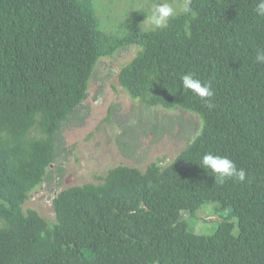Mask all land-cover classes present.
Here are the masks:
<instances>
[{"label": "trees", "instance_id": "obj_1", "mask_svg": "<svg viewBox=\"0 0 264 264\" xmlns=\"http://www.w3.org/2000/svg\"><path fill=\"white\" fill-rule=\"evenodd\" d=\"M256 2L192 0L195 16L145 31L130 18L105 29L93 0H0V264H264V65L254 59L264 18ZM130 45L137 51L117 84L145 106L198 115L200 130L169 162L118 164L97 182L56 191L52 219L24 207L54 178L61 130L98 60ZM188 72L211 83L214 107L179 91ZM208 152L233 160L246 180L217 184L199 166ZM210 203L221 216L213 232L190 229L183 212Z\"/></svg>", "mask_w": 264, "mask_h": 264}, {"label": "rangeland", "instance_id": "obj_2", "mask_svg": "<svg viewBox=\"0 0 264 264\" xmlns=\"http://www.w3.org/2000/svg\"><path fill=\"white\" fill-rule=\"evenodd\" d=\"M93 4L105 29H111L126 23L127 18L139 19L143 27L154 3L93 0ZM136 51L137 47L130 45L98 60L86 98L61 130L59 155L49 167L54 178L37 187L24 207L34 208L52 219L50 198L56 191L97 182L96 175L118 164L143 170L157 159L162 164L169 162L200 130L198 115L179 108L145 106L117 84L119 69ZM59 165L62 173L58 175ZM188 215L183 212L190 229L197 233L213 232L221 219L213 211V203L204 204L193 216Z\"/></svg>", "mask_w": 264, "mask_h": 264}, {"label": "clouds", "instance_id": "obj_3", "mask_svg": "<svg viewBox=\"0 0 264 264\" xmlns=\"http://www.w3.org/2000/svg\"><path fill=\"white\" fill-rule=\"evenodd\" d=\"M253 11L256 16L264 18V0H257ZM185 14L196 15L192 9V0H183V3L178 6H173L168 2H156L147 13L146 22L143 26L144 30H164L168 27L171 19ZM254 59L258 65H264V49L257 50ZM179 91L199 97L201 102L209 109L214 107L210 100L214 95L211 83L201 81L191 72L180 76ZM199 166L205 169L207 173L210 172L217 184L222 185L227 180L241 183L246 180V171L243 168H237L235 162L227 156L211 152L204 153L200 158Z\"/></svg>", "mask_w": 264, "mask_h": 264}]
</instances>
